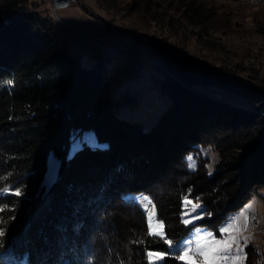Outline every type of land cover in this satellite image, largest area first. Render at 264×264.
<instances>
[{"label":"trees","instance_id":"trees-1","mask_svg":"<svg viewBox=\"0 0 264 264\" xmlns=\"http://www.w3.org/2000/svg\"><path fill=\"white\" fill-rule=\"evenodd\" d=\"M129 1L124 9L144 28L164 30L156 39L119 26L159 67L156 88L170 99L148 129L118 114L139 97L131 86L112 93L106 62L113 54L86 65L62 41L48 5L0 0V186L23 193L0 194L8 206L0 212V264H146L145 249L167 248L145 235L147 215L133 194L151 199L167 239L177 242L198 225L221 235L220 226L264 188L260 66L187 46L192 37L206 47L215 34L235 33L234 12L207 0ZM256 31L264 33V22ZM86 129L106 146L85 143L68 155ZM198 145L220 153L211 174L202 154L195 170L188 167ZM52 151L59 166L46 188ZM184 196L204 204L202 218L188 225ZM244 250L243 264H259L254 244ZM172 255L164 264H180Z\"/></svg>","mask_w":264,"mask_h":264},{"label":"rangeland","instance_id":"rangeland-1","mask_svg":"<svg viewBox=\"0 0 264 264\" xmlns=\"http://www.w3.org/2000/svg\"><path fill=\"white\" fill-rule=\"evenodd\" d=\"M207 1L216 7L218 6V9L233 11L235 14L234 20L238 30L235 33L226 35L215 34L211 38L213 41L212 44L208 43L206 47L203 43L200 44L198 41H194L195 38L192 37V41L187 45L188 48L192 51L206 52L212 57L226 60V63H228L229 60L234 62L242 60L249 65L260 66L261 75L264 77V33L256 31L258 22H264V2L257 3L256 0ZM36 2L42 5V7H45L46 5L50 7L49 0H36ZM129 2V0H115V3L111 4L110 0H75L69 6L59 9L58 14L72 24L74 28L81 31H86L88 27L92 25L97 26L100 32L104 35L101 41L105 45L109 44L111 46H118L125 43L127 44V48H132L131 50H120L108 53L96 44L86 45L85 48H88L83 51L74 48L70 44L71 52L76 55L81 54V57L86 65H89L95 59L96 55H102L105 53L113 54L111 60L106 62L107 66L110 67V73L114 75L115 80L112 87V93L116 94L120 88L131 86L139 97V101L135 107H123L119 110L118 114L121 117H125L130 120L141 121L143 123V127L148 129L154 122L157 121L163 110L166 109L170 99L167 95H163L156 88V81L154 77L162 74L159 67L150 62L152 59H150V55L148 53L141 54L139 52L140 49H138L132 42L129 32H122L119 26H125L128 29L134 30L132 32L133 35H144L148 38L153 37L156 39L161 38L164 30L155 28L154 26L144 28L140 20L136 17V13L129 14L128 11H126L127 9H124L126 5H129ZM114 4H116V6L113 7ZM86 7L91 11H87ZM95 14H97V16ZM53 15L55 16L56 14ZM53 19L56 21L57 18L55 19L53 17ZM59 26L61 28V25ZM109 35L114 37L119 35L123 39H119V37L117 40H111L108 37ZM134 55L138 57L140 63L138 68L134 67L132 64ZM217 96L221 97L219 94H217ZM85 143L90 145L96 144L97 146H106L107 144L99 141L93 130L86 129L80 136L73 138L69 146L68 155H72ZM198 148L199 150L196 154L191 153L188 156H192L195 159L196 165L198 163L197 154H202L204 157H207L209 160L207 168L208 170L211 168V172H213L216 163L220 161V153L212 146L198 145ZM58 166L59 159L52 151L48 156L47 171L43 182L46 188L50 187L55 180ZM141 195L143 194H133V196L136 197ZM188 198L192 200L193 203L199 202L201 208L198 209L196 213H193L192 205L185 206L186 202L184 201L183 220L191 219V215H199L202 217L205 214L204 204L197 199ZM256 200L259 202L260 206L259 209H257V207L254 209V212L258 216L257 221L252 223L250 229L236 234L240 243L234 244V247L240 255L241 264L245 262L244 249L249 243L254 244L261 254L259 264H264V188L259 189L258 192L254 193L252 198L247 203L249 204L253 201L255 202ZM155 213L156 216L154 217V220H159L157 218L156 207ZM185 213H189V215H185ZM226 224L227 221L223 223L221 227ZM195 228L211 232L217 239H226L230 235L228 233H224L222 236L216 235L213 230L205 226L198 225L192 229L189 236L184 238V240L190 237ZM249 231H251L254 238L245 244L243 237L247 236ZM241 245H243L242 251H240Z\"/></svg>","mask_w":264,"mask_h":264},{"label":"snow or ice","instance_id":"snow-or-ice-1","mask_svg":"<svg viewBox=\"0 0 264 264\" xmlns=\"http://www.w3.org/2000/svg\"><path fill=\"white\" fill-rule=\"evenodd\" d=\"M188 167L192 170L196 168V161L192 156H188ZM209 173L211 174V168H209ZM2 179V178H0ZM0 194H11L15 196H21L22 190L20 188H15L14 191L8 186H0ZM133 201H138L139 206L147 215L145 235L152 237L156 241H160L166 245V251H155L151 249H145V262L146 264H164V261L170 258L175 259L180 262V264H240V255L236 251L234 244H239L240 240L237 235L232 234L242 233L251 227V221L249 218V211H254L255 202H251L245 206V209L235 218L231 219L225 226L221 227L219 231L224 234H230L228 238L217 239L215 235L206 230L195 228L193 233L188 239L173 242L167 239L165 234V224L162 220H154L156 216L155 205L152 203L151 199L146 196H133L131 197ZM186 205H192V212L196 213L198 209L201 208L199 202L193 203L188 196L183 197ZM8 211V206H0V212ZM189 215V213H185ZM202 218L199 215H191V219L183 220L185 225L193 223L196 219ZM6 223L2 218H0V224ZM5 235V229L0 227V237ZM254 237L251 231L248 235L243 237L244 243L252 240ZM137 243H142V241H137ZM243 250V245L240 246V251Z\"/></svg>","mask_w":264,"mask_h":264},{"label":"built area","instance_id":"built-area-1","mask_svg":"<svg viewBox=\"0 0 264 264\" xmlns=\"http://www.w3.org/2000/svg\"><path fill=\"white\" fill-rule=\"evenodd\" d=\"M74 1L75 0H49L52 10L51 13L56 14L58 21L61 23V27L66 31V37L73 39L77 46H85L87 40H96L100 42L104 35L100 32L97 26H89L86 31H73V25L58 14L59 9L69 6ZM120 48L123 50H129L125 45H121ZM133 62L136 65V68L139 67L138 57L133 56L132 63ZM248 215L251 225L252 221H257V214L254 211L250 210Z\"/></svg>","mask_w":264,"mask_h":264},{"label":"bare ground","instance_id":"bare-ground-1","mask_svg":"<svg viewBox=\"0 0 264 264\" xmlns=\"http://www.w3.org/2000/svg\"><path fill=\"white\" fill-rule=\"evenodd\" d=\"M256 2L257 3H261V2H264V0H256ZM55 17L57 18V16L55 15ZM57 20H58V18H57ZM60 23V22H59ZM60 25H61V23H60ZM73 31H81V30H79V29H76V28H74L73 27ZM61 39H62V41L64 42V43H69V44H71L74 48H77V49H79V50H83V48L85 47V46H77L75 43H74V40L73 39H71V38H67L66 37V31H65V29L63 28V27H61ZM86 44H96V45H99L103 50H105V52H108V53H113V52H115V51H120V50H122L123 51V49H121L120 48V46L121 45H125V46H127V44H125V43H123V44H120V45H116V46H111V45H105V44H103V42L102 41H96V40H87L86 41ZM107 44V43H106ZM103 46H104V48H103ZM128 49H132L131 47H129ZM135 56V55H134ZM133 64V66L135 67L136 65L134 64V62L132 63ZM138 68V67H137ZM256 221H252V223H255Z\"/></svg>","mask_w":264,"mask_h":264},{"label":"crops","instance_id":"crops-1","mask_svg":"<svg viewBox=\"0 0 264 264\" xmlns=\"http://www.w3.org/2000/svg\"><path fill=\"white\" fill-rule=\"evenodd\" d=\"M111 40H117V38H119L120 36L119 35H117V36H111V35H109L108 36ZM119 39H123L122 37H120ZM248 204V203H247ZM246 204V205H247ZM246 205H244L238 212H235L234 214H232L229 218H228V220H227V223L228 222H230V220L231 219H233V218H235L236 216H238L244 209H245V206ZM257 207V209H259L260 208V206H259V202H257V200L255 201V208ZM257 218H258V216H257ZM252 226V225H251ZM220 228H221V226H220ZM233 234H237V233H235V232H233ZM220 236H222V233H221V235ZM243 257H244V255H243ZM242 262V261H241ZM241 264V263H240Z\"/></svg>","mask_w":264,"mask_h":264}]
</instances>
